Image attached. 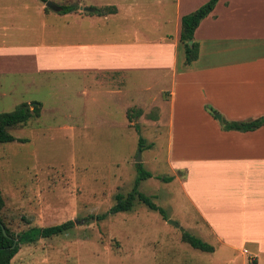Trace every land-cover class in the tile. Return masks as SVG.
<instances>
[{
    "label": "crops",
    "instance_id": "1",
    "mask_svg": "<svg viewBox=\"0 0 264 264\" xmlns=\"http://www.w3.org/2000/svg\"><path fill=\"white\" fill-rule=\"evenodd\" d=\"M47 1L76 10L0 0V114L40 104L32 120L47 110L66 114L71 125L62 128L73 131L78 122L136 114L133 128L152 140L167 136L173 181L202 240L251 264L264 260V126H221L264 118V0H219L194 32L198 57L190 65L181 20L209 0ZM105 8L115 12H95Z\"/></svg>",
    "mask_w": 264,
    "mask_h": 264
},
{
    "label": "rangeland",
    "instance_id": "2",
    "mask_svg": "<svg viewBox=\"0 0 264 264\" xmlns=\"http://www.w3.org/2000/svg\"><path fill=\"white\" fill-rule=\"evenodd\" d=\"M158 87L152 86L150 94L155 95ZM65 115L47 110L39 121L31 119L9 130L16 141L0 144V194L5 204L1 214L9 230L16 235L70 220L76 224L66 235L21 245L12 260H36L35 264H251L238 254L228 256L217 249L206 253L181 240L182 231L202 240L201 229L195 231L197 216L173 181L170 165L174 161L167 152V136L152 140L146 128L136 131L132 127L136 118L128 121L122 113H114L113 122H78L75 131L65 130L63 125H71ZM140 136L154 147L139 152ZM138 154L152 174L141 181L138 191L151 198L167 220L136 201L129 212L84 223L90 215L107 212L117 194L126 195L132 189ZM166 178L171 181L163 182Z\"/></svg>",
    "mask_w": 264,
    "mask_h": 264
},
{
    "label": "trees",
    "instance_id": "3",
    "mask_svg": "<svg viewBox=\"0 0 264 264\" xmlns=\"http://www.w3.org/2000/svg\"><path fill=\"white\" fill-rule=\"evenodd\" d=\"M40 1L42 3L47 2V0ZM218 1L219 0H209L196 11L182 17L180 44L182 45L185 54V65H190L192 62L196 61L198 57V44L194 41V32L201 21L213 11ZM75 10L76 9L73 7H62L60 9V14H67ZM95 12L98 14H108L114 13L115 9L105 8L103 10H95ZM40 107V104H34L33 107L30 108L28 104L23 103L18 105L11 112L1 113L0 144L16 141V139L9 134V130L25 126L29 120L38 118L40 116ZM206 110L212 117H216L217 112L212 108L206 107ZM136 117L137 115H131V112L127 115L128 121L133 120ZM221 126L224 131L249 132L264 126V118L246 122H227L222 120ZM134 128L136 131H139L137 124L134 125ZM143 148L149 149V146L146 145V140L140 136L138 139V151L142 152ZM135 170L136 178L134 180L132 189L126 195L117 194L115 196L114 205L107 212L103 214L90 215L88 218L84 219V223H99L105 221L110 215L129 212L133 209L134 203L136 201L142 202L152 211H157L162 216L164 221L167 220L164 211L158 207L151 198L141 194L138 191L141 181L152 178V174L143 167L142 163H136ZM162 181L169 182L171 181V178H166ZM4 205V200L0 194V264H10L11 260L18 253L21 245H32L35 244L39 239H47L60 235H66L76 226L75 222L70 220L59 225L43 228H31L27 231L14 235L9 230L4 219L2 218L1 213ZM3 229L5 232H3ZM181 240L190 245L192 248L202 252L211 253L214 251L212 246L188 232L182 231Z\"/></svg>",
    "mask_w": 264,
    "mask_h": 264
},
{
    "label": "water",
    "instance_id": "4",
    "mask_svg": "<svg viewBox=\"0 0 264 264\" xmlns=\"http://www.w3.org/2000/svg\"><path fill=\"white\" fill-rule=\"evenodd\" d=\"M45 6H46V8L50 9L53 12H59L60 11V8L56 7L50 1H47L46 4H45ZM81 10L83 12H92L93 11L92 9H89V8H81ZM216 118H217L218 121H220V119H221L219 115H216ZM140 161H141L140 160V154H138V158L136 160V163H140ZM167 223L170 224V225H172V226L174 225L175 227H179L176 223H174L172 221H168ZM3 232H5L4 229H3Z\"/></svg>",
    "mask_w": 264,
    "mask_h": 264
}]
</instances>
